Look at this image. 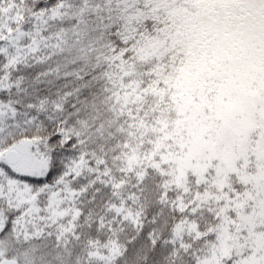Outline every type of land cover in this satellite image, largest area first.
<instances>
[{
  "label": "snow or ice",
  "instance_id": "snow-or-ice-1",
  "mask_svg": "<svg viewBox=\"0 0 264 264\" xmlns=\"http://www.w3.org/2000/svg\"><path fill=\"white\" fill-rule=\"evenodd\" d=\"M0 264H264V0H0Z\"/></svg>",
  "mask_w": 264,
  "mask_h": 264
}]
</instances>
